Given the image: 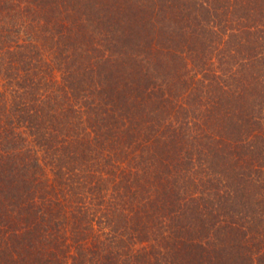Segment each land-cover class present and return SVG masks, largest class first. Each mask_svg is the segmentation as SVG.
<instances>
[{
    "label": "trees",
    "instance_id": "trees-1",
    "mask_svg": "<svg viewBox=\"0 0 264 264\" xmlns=\"http://www.w3.org/2000/svg\"><path fill=\"white\" fill-rule=\"evenodd\" d=\"M0 264H264V0H0Z\"/></svg>",
    "mask_w": 264,
    "mask_h": 264
},
{
    "label": "rangeland",
    "instance_id": "rangeland-1",
    "mask_svg": "<svg viewBox=\"0 0 264 264\" xmlns=\"http://www.w3.org/2000/svg\"><path fill=\"white\" fill-rule=\"evenodd\" d=\"M39 173H40V170H39Z\"/></svg>",
    "mask_w": 264,
    "mask_h": 264
}]
</instances>
